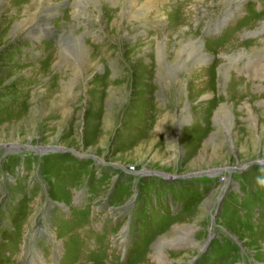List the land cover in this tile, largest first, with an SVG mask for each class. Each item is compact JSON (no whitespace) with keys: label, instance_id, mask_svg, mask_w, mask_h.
Returning a JSON list of instances; mask_svg holds the SVG:
<instances>
[{"label":"rangeland","instance_id":"rangeland-1","mask_svg":"<svg viewBox=\"0 0 264 264\" xmlns=\"http://www.w3.org/2000/svg\"><path fill=\"white\" fill-rule=\"evenodd\" d=\"M258 178L264 0H0V264H264Z\"/></svg>","mask_w":264,"mask_h":264},{"label":"crops","instance_id":"crops-1","mask_svg":"<svg viewBox=\"0 0 264 264\" xmlns=\"http://www.w3.org/2000/svg\"><path fill=\"white\" fill-rule=\"evenodd\" d=\"M91 220V219H90ZM67 221H69V220H67ZM81 231V230H80ZM80 238H81V240L83 241H85V238H84V236H83V234H80ZM103 236L105 237V234H103ZM105 243H106V241H105ZM87 244L86 243H82V246H83V249H84V246H86ZM88 247H90V248H88V250L89 249H96L95 248V246L94 245H90V246H88ZM82 248L80 249V253L82 252V250H83ZM127 252H128V250H125V253L127 254Z\"/></svg>","mask_w":264,"mask_h":264},{"label":"bare ground","instance_id":"bare-ground-1","mask_svg":"<svg viewBox=\"0 0 264 264\" xmlns=\"http://www.w3.org/2000/svg\"><path fill=\"white\" fill-rule=\"evenodd\" d=\"M52 10V9H51ZM68 42L67 43H69V42H72V41H70V40H67ZM81 42V41H80ZM79 42V43H80ZM81 44V43H80ZM193 47V46H192ZM191 47V48H192ZM197 48V47H196ZM195 50V49H194ZM199 54V53H198ZM199 56V55H198ZM206 57V56H205ZM58 152H60V153H69L70 152V150H67V149H63V148H61V149H58L57 150ZM75 155V154H74ZM210 174H212V175H215L216 174V170H214V171H212ZM158 175H160V174H158ZM162 254V253H161Z\"/></svg>","mask_w":264,"mask_h":264},{"label":"water","instance_id":"water-1","mask_svg":"<svg viewBox=\"0 0 264 264\" xmlns=\"http://www.w3.org/2000/svg\"><path fill=\"white\" fill-rule=\"evenodd\" d=\"M45 151V149L44 150H41V152L40 153H42V152H44ZM72 154H75V155H78V157H80V154H78V153H75V152H71ZM199 175L198 174H192L191 176H186V177H184L185 179L186 178H195V177H198ZM160 177V176H159ZM168 178V177H167ZM213 238H215V237H212V239Z\"/></svg>","mask_w":264,"mask_h":264},{"label":"clouds","instance_id":"clouds-1","mask_svg":"<svg viewBox=\"0 0 264 264\" xmlns=\"http://www.w3.org/2000/svg\"><path fill=\"white\" fill-rule=\"evenodd\" d=\"M258 184H259L261 187H264V178H258Z\"/></svg>","mask_w":264,"mask_h":264}]
</instances>
